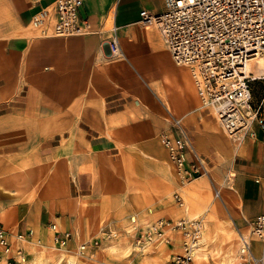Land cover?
I'll use <instances>...</instances> for the list:
<instances>
[{
  "label": "crops",
  "instance_id": "obj_1",
  "mask_svg": "<svg viewBox=\"0 0 264 264\" xmlns=\"http://www.w3.org/2000/svg\"><path fill=\"white\" fill-rule=\"evenodd\" d=\"M54 1L0 0V225L11 249L17 238L25 249L69 234L64 249L74 251L103 242L102 231H126L131 217L141 226L198 217L197 258L207 254L194 264H227L237 230L264 213L263 133L253 125L255 137L236 144L201 107L188 70L140 22L143 10L160 13L163 0H83L87 34L43 36L31 21ZM169 115L190 131L207 175L177 178L160 141ZM126 236L129 253L116 264H154L143 255L150 249H162L168 264L179 252L176 232L170 245L141 251Z\"/></svg>",
  "mask_w": 264,
  "mask_h": 264
},
{
  "label": "built area",
  "instance_id": "obj_2",
  "mask_svg": "<svg viewBox=\"0 0 264 264\" xmlns=\"http://www.w3.org/2000/svg\"><path fill=\"white\" fill-rule=\"evenodd\" d=\"M83 0H55L37 12L31 25L43 36H77L90 31L87 20L80 18ZM145 27L158 30L173 62L185 67L204 110L211 113L223 133L236 144L255 137L253 125L264 136V98L254 103L253 83L264 81V0H163L160 13L140 12ZM113 55L120 54L116 36L111 41ZM261 60L260 74L246 73L251 60ZM255 67V64H254ZM170 130L161 133L175 174L183 184L208 174L207 161L195 151L190 131L181 118L169 115ZM264 168V163H263ZM259 181L264 188V170ZM218 192H216V196ZM179 208L184 200L174 195ZM55 230V226H52ZM204 224L201 218L159 219L140 225L130 218L126 230L138 251L151 246L170 245L171 233L180 236L179 252L168 264H194L202 243ZM105 232V231H104ZM57 233V232H56ZM106 237H114L108 231ZM240 264H264V253L257 257L252 240L264 243V213L249 226L248 233L237 230ZM69 234L54 236L60 247L66 246ZM98 240L79 246L81 251L95 248ZM0 251L11 252L6 230L0 225Z\"/></svg>",
  "mask_w": 264,
  "mask_h": 264
},
{
  "label": "rangeland",
  "instance_id": "obj_3",
  "mask_svg": "<svg viewBox=\"0 0 264 264\" xmlns=\"http://www.w3.org/2000/svg\"><path fill=\"white\" fill-rule=\"evenodd\" d=\"M253 96L254 103H259L264 98V81H257L253 86ZM249 228L244 230L243 232L248 233ZM115 232L114 237H106L108 231H102V238L104 237L103 242H99V245L95 248L86 249L81 251L79 246L84 244L81 243L76 250H65V247H60L58 244L52 246H41L35 247L34 245H28L24 249L25 242L22 243L21 238H17V241L13 242L11 252L5 254L0 251V264H116L117 257L119 255H124L129 253V249L126 246L127 240L126 235H129L124 232L112 231ZM108 243V249H105V245L102 246L101 249L99 247L102 243ZM206 242V240H205ZM237 237L236 241H232L230 246H234L231 248V251L228 253V263L227 264H240L239 254L237 250ZM253 242H258L259 249L257 254L254 253L253 250ZM23 244V245H22ZM252 250L255 256L260 257L262 253H264V243L254 239L252 240ZM27 251V252H26ZM92 251V252H91ZM199 252V251H198ZM207 251H202V257L197 258V262L200 260H206ZM144 256L151 257V261L154 264H167L162 259L163 250L156 251L155 249H150ZM198 255V253H197ZM127 255H125L126 257ZM124 257V258H125ZM148 259V258H147ZM69 261V262H68Z\"/></svg>",
  "mask_w": 264,
  "mask_h": 264
},
{
  "label": "bare ground",
  "instance_id": "obj_4",
  "mask_svg": "<svg viewBox=\"0 0 264 264\" xmlns=\"http://www.w3.org/2000/svg\"><path fill=\"white\" fill-rule=\"evenodd\" d=\"M255 64V67H254ZM262 66V62L261 60H251L247 63L246 68H245V72L246 73H253L254 76H258L260 74V68ZM182 67V66H181ZM167 107V106H166ZM168 108V107H167ZM69 262V261H68ZM70 264V263H69Z\"/></svg>",
  "mask_w": 264,
  "mask_h": 264
},
{
  "label": "trees",
  "instance_id": "obj_5",
  "mask_svg": "<svg viewBox=\"0 0 264 264\" xmlns=\"http://www.w3.org/2000/svg\"><path fill=\"white\" fill-rule=\"evenodd\" d=\"M255 82L253 83V86H254Z\"/></svg>",
  "mask_w": 264,
  "mask_h": 264
}]
</instances>
